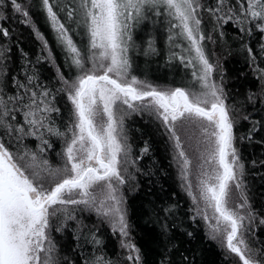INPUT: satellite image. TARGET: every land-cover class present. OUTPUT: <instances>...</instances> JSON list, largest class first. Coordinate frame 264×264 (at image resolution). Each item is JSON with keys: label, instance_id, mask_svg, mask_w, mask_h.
<instances>
[{"label": "snow or ice", "instance_id": "obj_1", "mask_svg": "<svg viewBox=\"0 0 264 264\" xmlns=\"http://www.w3.org/2000/svg\"><path fill=\"white\" fill-rule=\"evenodd\" d=\"M0 264H264V0H0Z\"/></svg>", "mask_w": 264, "mask_h": 264}, {"label": "trees", "instance_id": "obj_2", "mask_svg": "<svg viewBox=\"0 0 264 264\" xmlns=\"http://www.w3.org/2000/svg\"><path fill=\"white\" fill-rule=\"evenodd\" d=\"M18 27L23 31L24 44L26 50H30L34 53L36 51L39 42L35 39L34 35L31 33V29L28 26L18 24ZM41 28L43 31H45L46 34L49 35L50 43L52 44L54 50L56 51L59 57L60 56L59 50L56 49L55 42L52 40L51 35L48 33L47 28L43 24H41ZM146 59H147V63H145ZM60 62H62V60ZM137 63L140 68V71H138L137 74H142L143 72H147L150 79L153 80H156L158 78L162 79L165 77H170L172 75L173 70H170L169 67L165 65L164 60L162 58L149 59L141 55L137 58ZM241 131H243V129H241ZM135 135L136 134L134 133V136ZM137 142L139 143V141ZM57 147H59L58 144ZM155 156H156L155 161H153L151 156L146 155L141 162L140 166L142 168H145L146 170L148 168H152L153 171L156 172V175H153L151 177L144 175L139 176L141 182V190L143 191L147 187H152L149 181H157V177H158L159 178L158 182L155 183V187L153 190L159 192L161 186H163V189L165 191L175 192L181 198L180 202H181L182 211H187L190 201L188 200L186 193L180 187V182L178 176L176 175V169L174 164H171V161L168 158L167 153H165L159 147L157 148ZM129 199H130V205L134 209L139 201V197H137L135 194L130 193ZM140 223H142V221ZM213 252L216 254V257L219 258L218 251L215 249L214 246H213Z\"/></svg>", "mask_w": 264, "mask_h": 264}]
</instances>
